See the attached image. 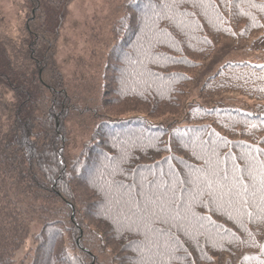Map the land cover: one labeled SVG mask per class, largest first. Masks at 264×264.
Masks as SVG:
<instances>
[{
	"label": "trees",
	"instance_id": "1",
	"mask_svg": "<svg viewBox=\"0 0 264 264\" xmlns=\"http://www.w3.org/2000/svg\"><path fill=\"white\" fill-rule=\"evenodd\" d=\"M73 1L0 15V264H151L156 237L130 230L118 184L158 175L199 178L163 264H264V62L233 59L264 38V0H155L168 7L146 22L148 0H120L68 69ZM236 175L256 184L246 203Z\"/></svg>",
	"mask_w": 264,
	"mask_h": 264
},
{
	"label": "snow or ice",
	"instance_id": "2",
	"mask_svg": "<svg viewBox=\"0 0 264 264\" xmlns=\"http://www.w3.org/2000/svg\"><path fill=\"white\" fill-rule=\"evenodd\" d=\"M147 9L153 10V15L149 16L147 12L142 13L141 20L147 21L163 13L168 7L167 3L157 4L155 0H148L145 5ZM256 166L255 161H248L245 172L251 176V170ZM233 169L239 171L238 166L233 164ZM200 171H203L201 169ZM227 174L225 179H227ZM246 177L236 175L233 177L234 195L246 203V197L256 195V184L252 179L245 183ZM199 178L188 179L183 181L179 176L172 175L168 179L158 175L148 183L139 185L140 191L133 192V185L125 187L119 183L118 187L123 189L121 193L123 202V215L126 219L132 221L133 227L130 230H146L147 234L156 237L155 240H148L151 245L153 255L147 260L151 264H163L166 252L171 248L169 240L172 238L171 226L173 222L180 223L184 216V209L188 204L189 198L193 196L195 189L193 185H198ZM264 188V185H262ZM230 191H232L230 189ZM134 218V219H133ZM145 260L144 257H141ZM139 264V262H137Z\"/></svg>",
	"mask_w": 264,
	"mask_h": 264
},
{
	"label": "rangeland",
	"instance_id": "3",
	"mask_svg": "<svg viewBox=\"0 0 264 264\" xmlns=\"http://www.w3.org/2000/svg\"><path fill=\"white\" fill-rule=\"evenodd\" d=\"M119 1L120 0H74L70 4L67 26L64 30L65 34L61 42L63 43L62 62L64 63L65 67L70 69L72 66V62H70V55H74L75 53L79 54V51H82V49H84V52L88 51L90 48L91 41L88 40V37H90L88 35L91 33V26L99 28L104 36L105 18L111 12L112 8L119 3ZM22 2L23 0H0V15L3 16L6 24H9L11 27L17 26L20 20H22L21 18L23 17V13H20ZM230 48L232 47L230 46ZM254 48L256 50L252 51L242 47L239 48L245 52L242 54H236L235 58L233 59L245 60L257 64L263 63L264 38L255 42ZM229 50L230 49L228 47L225 48L223 52H221L215 59L208 63L202 74L207 75L213 72L218 64L221 61L223 62L224 56L229 54ZM199 84L197 86H199ZM223 100H225L227 103L233 104H244L245 101L248 104L253 103L252 101L237 95H230L228 97L225 96L223 97ZM62 173L60 175H62ZM39 228L40 227L38 225L32 227L31 234L26 237L24 244L16 251V260L20 261L28 252H30L31 248L35 245L36 241L34 240V237L36 231L39 230Z\"/></svg>",
	"mask_w": 264,
	"mask_h": 264
}]
</instances>
